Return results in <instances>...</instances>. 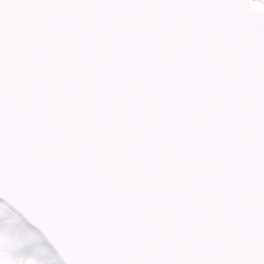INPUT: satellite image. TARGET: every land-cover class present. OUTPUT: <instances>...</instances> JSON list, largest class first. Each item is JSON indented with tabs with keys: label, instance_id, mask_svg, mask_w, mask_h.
I'll list each match as a JSON object with an SVG mask.
<instances>
[{
	"label": "snow or ice",
	"instance_id": "6c2138e0",
	"mask_svg": "<svg viewBox=\"0 0 264 264\" xmlns=\"http://www.w3.org/2000/svg\"><path fill=\"white\" fill-rule=\"evenodd\" d=\"M0 264H264V0H0Z\"/></svg>",
	"mask_w": 264,
	"mask_h": 264
},
{
	"label": "flooded vegetation",
	"instance_id": "af4514ba",
	"mask_svg": "<svg viewBox=\"0 0 264 264\" xmlns=\"http://www.w3.org/2000/svg\"><path fill=\"white\" fill-rule=\"evenodd\" d=\"M29 251H31V248H29Z\"/></svg>",
	"mask_w": 264,
	"mask_h": 264
},
{
	"label": "water",
	"instance_id": "95a60500",
	"mask_svg": "<svg viewBox=\"0 0 264 264\" xmlns=\"http://www.w3.org/2000/svg\"><path fill=\"white\" fill-rule=\"evenodd\" d=\"M47 240V239H46Z\"/></svg>",
	"mask_w": 264,
	"mask_h": 264
}]
</instances>
